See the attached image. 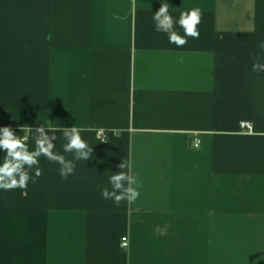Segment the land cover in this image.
<instances>
[{"label": "crops", "instance_id": "obj_1", "mask_svg": "<svg viewBox=\"0 0 264 264\" xmlns=\"http://www.w3.org/2000/svg\"><path fill=\"white\" fill-rule=\"evenodd\" d=\"M164 3L200 9L198 39L155 30ZM261 41L264 0H0V127L93 147L67 180L42 156L0 189V264H264ZM123 161L140 195L116 206L101 187Z\"/></svg>", "mask_w": 264, "mask_h": 264}, {"label": "clouds", "instance_id": "obj_2", "mask_svg": "<svg viewBox=\"0 0 264 264\" xmlns=\"http://www.w3.org/2000/svg\"><path fill=\"white\" fill-rule=\"evenodd\" d=\"M201 16L200 9L193 8L190 11L181 12L179 19L174 20V17L169 13L168 4L164 3L154 13L153 21L155 30L167 34L169 43L183 47L188 42L187 37L199 38L200 33L197 30V25L201 22ZM175 24L183 28L184 36L175 31ZM258 48L264 51V41L258 44ZM260 70H264V63L260 62L257 54L253 56L252 71L259 72ZM29 131L35 133L34 150H29L26 143L28 136H18L8 126L0 127V149L6 152L4 161L0 164V189L4 191L17 188L26 190L29 181L42 174V169L39 167L42 156L49 162L59 165V175L63 180H67L69 176L75 174L76 162L87 161L92 157L93 147L82 138L81 129L75 125L58 129L47 127L46 129V126L41 124L34 130L29 128ZM57 131L63 132V138L66 141L63 145V152L71 154V159L54 151ZM118 168L120 170L109 177L111 190L108 187H101V197L112 200L116 206H119L123 201L131 204L140 195L137 190L139 182L130 174V161L121 162ZM33 169L34 177L30 175V171ZM124 169L129 171H124Z\"/></svg>", "mask_w": 264, "mask_h": 264}, {"label": "built area", "instance_id": "obj_3", "mask_svg": "<svg viewBox=\"0 0 264 264\" xmlns=\"http://www.w3.org/2000/svg\"><path fill=\"white\" fill-rule=\"evenodd\" d=\"M241 127L243 129H250L251 128V125L249 123L244 122V123L241 124ZM99 136L101 137L102 140L107 139V135L104 134V133H102V132L99 133ZM194 146L195 147H198L199 146V142H196L194 144ZM122 247L125 248V249L128 247V238L127 237H124L122 239Z\"/></svg>", "mask_w": 264, "mask_h": 264}]
</instances>
